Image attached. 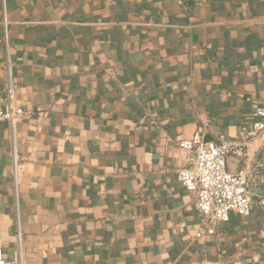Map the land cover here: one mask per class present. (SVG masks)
Masks as SVG:
<instances>
[{
	"label": "crops",
	"instance_id": "1",
	"mask_svg": "<svg viewBox=\"0 0 264 264\" xmlns=\"http://www.w3.org/2000/svg\"><path fill=\"white\" fill-rule=\"evenodd\" d=\"M8 66L30 115L0 119L6 259L264 264L257 197L197 238L178 180L180 141L236 138L264 107V0H0V95ZM227 169L264 177L262 139Z\"/></svg>",
	"mask_w": 264,
	"mask_h": 264
},
{
	"label": "built area",
	"instance_id": "2",
	"mask_svg": "<svg viewBox=\"0 0 264 264\" xmlns=\"http://www.w3.org/2000/svg\"><path fill=\"white\" fill-rule=\"evenodd\" d=\"M8 67L4 93L0 95V119L8 121L13 127L30 112L16 106V85L11 67ZM208 129L207 125H203L190 139L178 144L186 153L185 167L179 170L178 180L195 198L201 215L197 238L216 235L218 227L228 224L233 215L247 218L254 197L258 199L257 205L264 210V190L260 193V186L264 184L261 172L232 173L227 169L229 157L241 160L246 156L251 141L262 139L264 142V107L254 108L250 125L236 138L220 135L217 140H212L208 138ZM14 166L16 169V158ZM0 264L23 263L22 260L6 259L0 247Z\"/></svg>",
	"mask_w": 264,
	"mask_h": 264
}]
</instances>
